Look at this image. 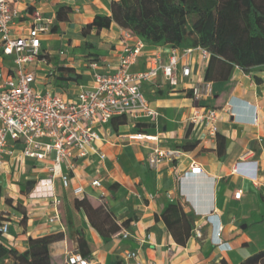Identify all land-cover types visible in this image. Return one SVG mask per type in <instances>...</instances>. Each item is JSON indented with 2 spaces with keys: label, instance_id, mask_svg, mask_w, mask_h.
Returning a JSON list of instances; mask_svg holds the SVG:
<instances>
[{
  "label": "crops",
  "instance_id": "0c3cea01",
  "mask_svg": "<svg viewBox=\"0 0 264 264\" xmlns=\"http://www.w3.org/2000/svg\"><path fill=\"white\" fill-rule=\"evenodd\" d=\"M112 1L116 0H19L20 18L13 29L21 32L30 26L33 13L51 20L53 25L58 8H69L66 19L56 24L58 32L42 37L45 61L28 67L35 73L36 91L70 99L80 90L93 89L94 72L114 73L123 53V30L112 23L108 29L93 28L86 36L81 34L95 16L111 15ZM173 49L169 45L144 43L129 71H143L147 58L155 55L165 63ZM190 60L192 81L204 80L208 61L197 54ZM0 66L8 68L11 61L0 59ZM58 67L71 69L63 75L65 80L58 78ZM180 79L176 86H170L159 73L154 81L142 86L143 96L159 113L155 125L118 116L96 126L94 151L85 158L71 159V171L64 165L61 168L69 177L66 188L59 177L48 180V162L23 158L21 144H15L13 153L4 155L0 167V220L10 224L0 243L22 253L29 239L62 233L63 238L49 246L56 263H63L69 254L77 252L71 235L74 231L82 233L87 258L93 264H240L263 251L264 65L253 67L248 74L234 66L225 81L210 82L211 96L201 103L217 111L214 136L201 127H188L196 103L189 94L190 83ZM136 133L156 136L157 142L126 139ZM185 142L197 144L189 151H181L172 162L149 167L147 159L153 147L179 149ZM240 161L244 162L235 172ZM194 167L201 168L199 174L192 172ZM95 179L101 182L100 188L90 185ZM77 186L83 188V198L91 206H104L110 214L106 223H101L91 206L86 212L75 207L78 198L73 189ZM34 190H49L60 199L59 221L49 222L55 214L49 201L29 198ZM238 191L241 194L236 200L234 194ZM168 204H179L189 224L201 229L202 237L197 239L192 232L184 246L176 244L159 218ZM209 215L215 216L222 229L221 239L230 250L220 251L213 245L214 229L207 221ZM114 223L120 231L101 237L97 227L105 230ZM122 230L128 232V238H121ZM130 252L135 253V258L126 259ZM0 264L12 261L4 259Z\"/></svg>",
  "mask_w": 264,
  "mask_h": 264
},
{
  "label": "built area",
  "instance_id": "2783aa9c",
  "mask_svg": "<svg viewBox=\"0 0 264 264\" xmlns=\"http://www.w3.org/2000/svg\"><path fill=\"white\" fill-rule=\"evenodd\" d=\"M18 2L19 0H0V59L11 61L8 68L0 66V167L4 155H11L13 146L21 144L23 158L48 162V180L59 177L66 188L69 177L61 172V168L64 165L71 171L74 168L71 159L85 158L94 151V143L98 139L96 126L107 124L111 118L118 116L130 117L134 121L145 120L151 125L157 123L159 113L150 106L141 88L144 84L154 81L159 73L170 86H176L179 78L182 83H190L189 94L196 105L189 115L188 127H201L210 136L215 135L217 111L201 103L211 96V83L204 80L192 81L193 67L190 59L192 55L197 54L203 61H208L209 53L205 49L199 46L175 48L167 62H162L158 55L151 56L147 58L143 71L132 73L129 69L141 55L144 42L132 32L122 29L120 42L123 53L114 73L105 75L94 72L93 89L80 90L73 98L64 99L50 92H38L33 88L35 73L28 67L45 61L41 40L44 35L50 33L52 21L33 13L32 22L26 31L14 30L13 26L20 18ZM132 39L134 41L131 43ZM180 61L183 62L178 69ZM91 68L96 69V65L91 64ZM126 139L157 142L156 136L142 133L129 135ZM180 153L179 149L156 145L151 149L147 162L150 168H155L160 163L174 161ZM243 162L236 164L235 172ZM200 171V167L192 169L196 174ZM182 178L183 176L179 177V180ZM90 185L100 188L101 182L95 179ZM73 193L78 199L84 197L81 186L75 187ZM240 194L238 191L234 198L238 200ZM29 198L49 201L55 213L49 222L59 221L58 208L61 201L51 191L34 190L29 194ZM207 221L214 229L211 239L213 245L220 251L230 250L228 244L221 239L222 229L215 216L209 215ZM9 225L8 221L0 220V237L8 234ZM193 234L197 239L202 237L199 227L194 229ZM120 236L126 239L129 234L122 230ZM125 258H135V253H127ZM65 263L93 264L78 252L69 254Z\"/></svg>",
  "mask_w": 264,
  "mask_h": 264
},
{
  "label": "trees",
  "instance_id": "16d2710c",
  "mask_svg": "<svg viewBox=\"0 0 264 264\" xmlns=\"http://www.w3.org/2000/svg\"><path fill=\"white\" fill-rule=\"evenodd\" d=\"M68 12L67 7L58 8L50 32H58L56 24L64 21ZM110 12L109 17L95 16L81 34L86 36L93 28L97 31L108 29L115 23L149 45H169L172 48L199 46L209 53L204 74L206 82L225 81L234 66L248 74L253 67L264 65V0H116L110 3ZM88 48L92 46L89 44ZM88 56L97 57L94 54ZM57 70L58 78L63 80V75L71 72V69L62 67ZM196 144L185 142L178 148L186 152ZM87 206L91 205L86 198L75 201V207L85 212ZM91 208L101 223L110 218L103 205H92ZM159 218L175 243L184 246L194 231V225L189 224L181 206L168 204ZM97 230L101 237L107 238L118 233L120 227L114 223L105 230L98 227ZM71 235L77 252L87 257L82 233L74 231ZM62 238L63 234L57 233L29 239L27 249L22 253L0 243V260L11 259L12 264H66L65 261L54 262L49 253V246ZM240 264H264V250Z\"/></svg>",
  "mask_w": 264,
  "mask_h": 264
},
{
  "label": "rangeland",
  "instance_id": "374dc122",
  "mask_svg": "<svg viewBox=\"0 0 264 264\" xmlns=\"http://www.w3.org/2000/svg\"><path fill=\"white\" fill-rule=\"evenodd\" d=\"M148 163V162H147ZM2 219V218H1Z\"/></svg>",
  "mask_w": 264,
  "mask_h": 264
}]
</instances>
